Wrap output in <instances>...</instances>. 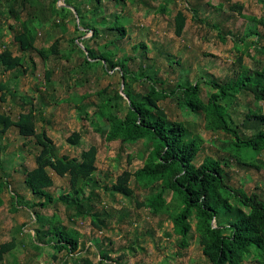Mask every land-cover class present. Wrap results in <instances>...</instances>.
<instances>
[{"label":"rangeland","instance_id":"1","mask_svg":"<svg viewBox=\"0 0 264 264\" xmlns=\"http://www.w3.org/2000/svg\"><path fill=\"white\" fill-rule=\"evenodd\" d=\"M20 1L0 0V53L9 50L14 56L25 59L22 65L11 71L3 72L0 64V82L5 85L7 93L2 99L0 92V112L16 120L20 112L31 111L36 131L47 133L59 156L80 160L83 151L96 147L93 183L83 195L88 198L92 194L93 199L87 201L86 206L101 228L93 225L92 216L70 217L72 211L60 203L46 208L32 207V204L44 200L34 195L24 182L25 173L36 167L39 147L34 137L23 138L18 128L12 126L0 137V179L5 178L8 182L0 193V244L15 238L17 247L13 253L6 254L0 264L15 261L20 264H61L64 258V264H84L85 259L94 264H212L203 253L195 224L189 236L190 246L186 249L180 247L181 237L175 234L171 219L178 205L172 192L166 194L167 203L160 213H154L144 204L160 189V182L145 186L133 175L130 180L132 195L112 190V184L120 173H135L144 167L148 153L145 141L126 144L121 140H105L109 124L100 116L99 108L104 98L113 97L125 88L122 72L101 60H91L87 65L84 50L86 45L98 54L110 50L116 63L133 56L130 69L136 71L144 65L146 76H156L161 80L159 87L168 92L179 85L199 82L204 100L217 91L210 80L226 83L240 70H246L255 81L259 80L264 85V27L241 17L237 9H230L232 5L240 4L242 14L260 18L264 13V0H128L119 6L114 1H105L100 18L106 17L110 21L112 16L122 12L129 32L125 40L108 48H105L106 43L113 39L115 31L110 32L113 35L105 32L103 37L91 39V34H84L79 26L73 7L70 9L75 18L71 14L64 18L46 8L47 0H26L23 7ZM64 1L60 0L57 5L72 6L76 3V0ZM163 8L166 12L162 11ZM86 9L91 10L92 7L86 6ZM179 11L188 18L182 36L176 35L175 18ZM29 17L32 18L29 27L36 39L35 47L49 53L47 59L37 51L22 52L14 41L15 34L21 30L20 23ZM108 24L102 26L104 30ZM218 30L225 35V40L218 36ZM228 32L237 39L244 38V42L254 43L247 54L233 48ZM140 43L146 44L148 50H135L134 47ZM54 45H57V54L51 52ZM145 55L148 58L143 60ZM240 57L242 63L239 62ZM47 72H50L49 80ZM130 83L140 100L142 94L151 89V83L146 79ZM103 90L106 93L100 94ZM119 103L120 107L114 109V113L123 119L129 99H119ZM160 105L170 120L184 122L190 132L201 139L199 165L207 157L230 158V165L226 167L230 183L264 197V168L258 170L243 166L237 158H231L226 151L233 141L230 135L212 129L204 113L192 111L175 98ZM227 109L232 127L244 138H250L261 125L249 117L248 112L253 109L264 114V100H257L251 91L244 90L230 99ZM74 132L81 134L79 146L66 142ZM257 158L264 161V151ZM50 175L54 186L48 192L57 199L69 190L68 178H60L53 172ZM15 193L21 199L17 210L12 208ZM38 213L43 220H50L55 215L59 220L54 219L53 222L78 233L79 249L72 257H65L62 252L57 253L54 259L53 252H44L36 244L35 230L40 225L36 223L35 214ZM102 253H107L105 259H102ZM246 264L262 263L251 254Z\"/></svg>","mask_w":264,"mask_h":264},{"label":"trees","instance_id":"2","mask_svg":"<svg viewBox=\"0 0 264 264\" xmlns=\"http://www.w3.org/2000/svg\"><path fill=\"white\" fill-rule=\"evenodd\" d=\"M47 1L49 3L46 8L52 14L64 18L69 14L74 15L70 9L73 7L80 21L79 26L82 27L84 34H91V39L103 37L105 32L113 35L110 32L115 31L116 35H113V39L106 43L105 48L129 36L122 12L112 16L110 21L106 17L100 18L105 8V1H114L119 6L123 1L128 2V0H76V3L71 4L72 6L70 4L58 6L57 3L60 0ZM69 1L71 0L64 2ZM26 3V0L20 1L22 7ZM86 6H91L92 9H86ZM242 8L240 4H234L230 9H237L241 17L264 27V13L260 18L249 17L242 14ZM11 10L14 8L11 7ZM162 11L166 12V8ZM14 12L19 14L16 10ZM187 19L183 11L178 12L175 18L177 36L183 35ZM31 20L32 18L29 17L20 23L21 30L15 34L14 41L19 44L22 52L37 51L39 55L47 59L49 53L35 47L36 39L29 27ZM105 24H108V27L104 30L102 26ZM77 30H80L79 27ZM227 35L232 38L233 48L243 55L247 54V50L254 44L244 42V38L237 39L229 32ZM218 36L221 40H225V35L220 30H218ZM239 43H242L241 46ZM134 48L137 51L139 48L148 50V46L144 43ZM51 52L58 53L57 45L51 47ZM84 52H86L87 65H90L91 60H101L113 69L119 68L122 72L125 88L113 97L104 98L99 108L100 116L109 124L105 140L107 142L121 140L126 144L145 141L148 153L144 167L135 173L130 171L120 173L112 184V190L124 195H132L130 180L133 175L140 184L145 186L160 182V189L154 192L144 204H147L154 213H160L167 203L166 194L173 193L172 197L178 201V205L176 211L171 214V219L175 234L181 237V248L186 249L190 246L189 236L195 224L203 253L212 264H246V259L251 254L264 264V197L256 191L250 193L243 186L236 187L230 183V175L226 170V167L230 165V158L207 157L199 165L197 159L202 150L201 139L195 137L184 122L170 120L167 112L160 105L163 101L175 98L192 111L204 113L212 129L222 131L233 138L229 148H226L230 157L237 158L240 165L261 170L264 168V161L257 158V155L264 151V114L261 110H249L248 116L261 126L252 137L244 138L230 123L227 103L234 95L244 90L251 91L257 100H264V85L259 80L255 81L246 70H240L235 78L229 79L226 83L210 80L209 83L217 91L212 93L208 100H204L201 97L199 82L194 85H179L168 92L159 87L161 80L156 76H146L147 74L143 71L144 65L136 71L130 69L129 65L134 61L133 56H128L124 61L116 63L113 61V53L110 50H103L98 54L86 45ZM146 58L148 57L145 55L143 60ZM24 61V57L14 56L9 50L0 53L3 72L15 70ZM239 62L242 63V57L239 58ZM46 78L50 79V72H47ZM141 78L151 83V89L146 94H142L140 100V96L131 89L130 81H139ZM0 92L2 99H5L7 93L2 82H0ZM104 93L106 90L100 92V94ZM124 96L129 99V105L125 118L121 119L114 113V109L120 107L119 99L123 100ZM12 126L18 128L23 138L34 137L39 147L35 157L36 167L25 173L24 182L34 195L44 200L32 204V207L46 208L60 203L69 212L72 211L70 217L92 216L93 225L101 228L89 206H86L87 201L93 199L92 194L88 198L83 195L85 189L93 183V173L96 170V147L91 146L83 151L80 160L59 156L47 133L44 130L39 133L36 131L35 118L31 111L20 112L16 120L0 112V137ZM96 130L99 131V128ZM80 140L81 134L74 132L67 137L66 142L71 146H79ZM50 172L60 178H68L69 190L61 193L57 199L52 198L48 192V189L54 186ZM7 185V180L1 178L0 193ZM19 197L17 193L12 197L15 198L12 203L14 210L21 206ZM89 210L90 213L87 214ZM35 215L36 223L40 225L35 230L36 244L42 247L44 252L48 250L53 252L54 259L57 253L62 252L65 253V257H72L79 249L78 233L63 228L59 222H53L54 219L59 220L55 215L50 220H43L39 213ZM20 231H22L21 226ZM16 242V239L12 238L0 244V262L6 254L13 253L17 247ZM101 255L102 259L107 257V253ZM62 261L64 262L61 264H64L65 258ZM83 261L84 264H94L89 259ZM12 264L20 263L15 261Z\"/></svg>","mask_w":264,"mask_h":264}]
</instances>
